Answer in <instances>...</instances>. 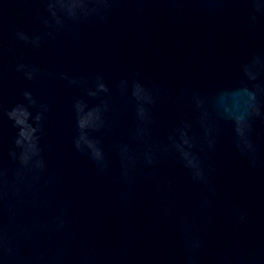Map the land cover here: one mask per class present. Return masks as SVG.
Segmentation results:
<instances>
[{"label": "water", "instance_id": "obj_1", "mask_svg": "<svg viewBox=\"0 0 264 264\" xmlns=\"http://www.w3.org/2000/svg\"><path fill=\"white\" fill-rule=\"evenodd\" d=\"M0 264H264V0H0Z\"/></svg>", "mask_w": 264, "mask_h": 264}]
</instances>
